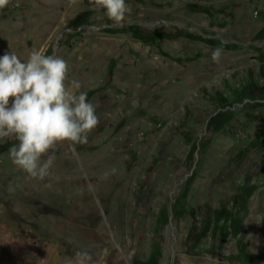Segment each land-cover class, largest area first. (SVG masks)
I'll list each match as a JSON object with an SVG mask.
<instances>
[{
  "label": "rangeland",
  "instance_id": "rangeland-1",
  "mask_svg": "<svg viewBox=\"0 0 264 264\" xmlns=\"http://www.w3.org/2000/svg\"><path fill=\"white\" fill-rule=\"evenodd\" d=\"M126 2L119 24L94 0L0 9V56L64 58L100 119L87 144L56 145L58 180L0 139V264H264V0Z\"/></svg>",
  "mask_w": 264,
  "mask_h": 264
},
{
  "label": "clouds",
  "instance_id": "clouds-1",
  "mask_svg": "<svg viewBox=\"0 0 264 264\" xmlns=\"http://www.w3.org/2000/svg\"><path fill=\"white\" fill-rule=\"evenodd\" d=\"M113 22L122 23L132 8L126 0H94ZM10 0H0L4 9ZM223 49L211 53L219 63ZM68 62L56 55L32 50L26 60L15 52L0 56V139L13 137L12 163L33 179H59L53 171L56 145L87 144L100 119L96 107L76 78H69ZM111 168L100 179L116 174Z\"/></svg>",
  "mask_w": 264,
  "mask_h": 264
},
{
  "label": "trees",
  "instance_id": "trees-1",
  "mask_svg": "<svg viewBox=\"0 0 264 264\" xmlns=\"http://www.w3.org/2000/svg\"><path fill=\"white\" fill-rule=\"evenodd\" d=\"M104 31H107V32H117V31L135 32L134 28L130 27V26H125L122 28H106V29H104ZM150 35H151V38H153V39L173 38V37H177V36H185L188 38L198 39V40L206 41V42H212L213 41V39H211V38H206V37H203V36L196 34V33L187 32L183 29H174L173 31H158L156 29H153L152 31H150ZM225 45L229 46L232 44L231 43H225ZM234 114H235L234 109H231V108L221 109L220 111H218L217 113H215L212 117H210L208 119V124H211L214 129H218L221 127V125L226 120L231 118ZM148 260L153 261V263L155 262V258L149 257Z\"/></svg>",
  "mask_w": 264,
  "mask_h": 264
},
{
  "label": "bare ground",
  "instance_id": "bare-ground-1",
  "mask_svg": "<svg viewBox=\"0 0 264 264\" xmlns=\"http://www.w3.org/2000/svg\"><path fill=\"white\" fill-rule=\"evenodd\" d=\"M22 58V57H21Z\"/></svg>",
  "mask_w": 264,
  "mask_h": 264
}]
</instances>
